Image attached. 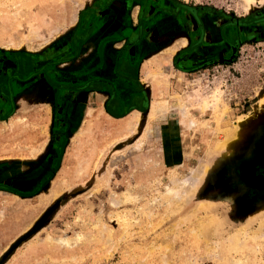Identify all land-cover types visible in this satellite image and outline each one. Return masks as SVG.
Here are the masks:
<instances>
[{
    "label": "rangeland",
    "instance_id": "obj_1",
    "mask_svg": "<svg viewBox=\"0 0 264 264\" xmlns=\"http://www.w3.org/2000/svg\"><path fill=\"white\" fill-rule=\"evenodd\" d=\"M143 1L0 0V84L21 61L55 66L63 46L84 39L91 14L113 3L116 15L134 16ZM178 2L224 16L231 30L264 8V0ZM3 65L11 66L7 75ZM191 70L153 93L145 85L149 117L98 116L92 131L88 122L61 144L58 163L45 165L28 196L0 183V264H264V184L250 175L264 166L255 163L264 157L256 140L264 129V43ZM9 114L0 122L1 170L44 160L47 126L16 125ZM25 204L33 211L18 220Z\"/></svg>",
    "mask_w": 264,
    "mask_h": 264
},
{
    "label": "crops",
    "instance_id": "obj_2",
    "mask_svg": "<svg viewBox=\"0 0 264 264\" xmlns=\"http://www.w3.org/2000/svg\"><path fill=\"white\" fill-rule=\"evenodd\" d=\"M184 6L186 4L178 0H144L142 6H137L134 16L126 13L113 16L109 11L103 12L102 18L89 16V27H92L80 30L84 39L77 45L68 42L63 46L56 53L58 62L55 66H47L48 61H44L47 59L19 63L16 71L20 78H25L31 71L41 73L29 79V86L17 82L14 88L17 92L14 98L16 108L10 118L17 119L16 125L21 120L26 121V126L33 121L45 124L48 135L55 132L57 137H62L56 141L65 143L70 137L81 136L88 122V131H92V126L97 123L94 118L98 116L111 122L124 120L134 112L149 117L151 90L145 85H151L153 93L155 86L171 84L172 75L187 74L194 68L179 66L181 61L186 63L190 57L198 55L197 51L188 53L189 37L184 34L176 37L173 28H169L179 24L181 17L178 15ZM137 25L140 32L136 31ZM216 29V34L211 32L214 30L205 34L206 42L210 37L218 40ZM134 39H137L135 44L125 46L126 42ZM208 55L219 56L218 53L206 52L202 58ZM167 56L168 61L160 59ZM162 112L163 109L159 111ZM166 115L165 112L160 117ZM256 140L264 142V129ZM54 141L49 138V144ZM172 145L166 142L165 147L174 148ZM58 159L53 164L58 163ZM43 162L37 157L35 160L30 158L20 162L21 170H17V160L4 163L6 168H0V183L18 188L16 182L19 181L28 187L32 185L34 166ZM11 187H7L5 192H13ZM25 194L28 196L29 193ZM32 211L33 205L25 204L23 212L21 210L16 216L21 220Z\"/></svg>",
    "mask_w": 264,
    "mask_h": 264
},
{
    "label": "flooded vegetation",
    "instance_id": "obj_3",
    "mask_svg": "<svg viewBox=\"0 0 264 264\" xmlns=\"http://www.w3.org/2000/svg\"><path fill=\"white\" fill-rule=\"evenodd\" d=\"M184 7L181 8L182 13L178 15V17H181L180 18L181 21H179V24L177 26L170 25L169 28H173L172 31L175 33L176 37L177 35H181V34L188 36L189 37V42L187 45L188 53L191 54V52L193 53L197 51L198 55L194 57H190V59H188L186 63L181 61L179 63V66H182V67L188 66L190 68L191 67L197 68V66L205 67L213 63H217V64H219L220 62L223 63L232 54H237L241 50V48L247 43H256V44L264 43V8L252 13V15H250V18H248L247 23L244 21L236 22L235 20L234 26H233L234 30L233 29L231 30V29H228L230 28V25L225 23L224 16L220 17V15H217L216 13H208L203 10L200 11V9L195 10L194 8L188 7L187 5ZM105 11L111 12L113 16L116 15V8L113 6V3H111L106 8ZM101 14H103V12L93 13L90 15V17L101 16ZM103 16H101V18ZM216 24L218 25V27L216 26ZM216 28H218V34H217L218 40H216V38H214L213 40L211 39L213 37H210L209 42H206L205 34L206 33L208 34L211 30H214L211 32L216 34V30H217ZM139 29H140V26L138 28V25H137L136 31L140 32ZM136 42H137V39H134L133 41L126 42L125 46L133 45ZM206 52H213V54L218 53L219 56L213 57V56L208 55L202 58V55ZM225 54H229L227 58ZM207 57L208 59H206ZM2 67L4 69L2 74L6 72V75H7V72L9 69L8 67H11V66L3 65ZM40 73L36 72L35 74L32 73L33 76L31 77L25 76V78L24 77L20 78V75L17 71L12 76L10 77L8 76V80L5 81L6 82L5 86L7 87L6 90L4 89L2 90V87L5 88V86L0 84V121L9 112L10 114H12L15 111L16 104L14 102V98L17 92L15 93L14 88L17 87L16 85L17 82L19 81V83L23 85L28 84L29 86L31 84L30 82H28L29 79H33ZM17 77L19 78V80ZM0 83H3V82H0ZM19 94L20 93L18 92V95ZM3 99L8 101V106H5V104H2ZM2 107L4 108L5 112L7 110L9 112L5 113L4 110H2ZM51 138L55 141L50 143L48 155L44 158V162L40 164L42 165V167H40L38 170H33L34 175H33L32 182L34 180H41L42 176L40 175L42 174V172H46L45 165H47L48 163H53L54 160L57 159V155L59 153V149L61 148L62 143L61 141L59 142L58 140L56 141V139L57 138L59 139L62 137L60 135L59 137H57L55 132H53ZM258 146H259V153L260 151H264V142H259ZM262 153L260 154L261 157H258L255 160V163L258 165H264V157H262ZM16 183H18L16 185L18 186L19 189L17 187L16 188L14 187L15 190H22V191H25L24 193H29L31 189L30 187L31 185H29L28 187H25V184L23 182L20 183L19 181H17ZM6 187H11V186L8 185ZM14 188L11 187V189H14Z\"/></svg>",
    "mask_w": 264,
    "mask_h": 264
},
{
    "label": "trees",
    "instance_id": "obj_4",
    "mask_svg": "<svg viewBox=\"0 0 264 264\" xmlns=\"http://www.w3.org/2000/svg\"><path fill=\"white\" fill-rule=\"evenodd\" d=\"M250 175H254L253 177L259 180V184H264V166L255 168L253 171H251Z\"/></svg>",
    "mask_w": 264,
    "mask_h": 264
},
{
    "label": "bare ground",
    "instance_id": "obj_5",
    "mask_svg": "<svg viewBox=\"0 0 264 264\" xmlns=\"http://www.w3.org/2000/svg\"><path fill=\"white\" fill-rule=\"evenodd\" d=\"M263 102H264V99H262V100H260V105H263ZM178 105V104H177ZM179 106V105H178ZM171 109H173V108H171ZM180 109V108H179Z\"/></svg>",
    "mask_w": 264,
    "mask_h": 264
}]
</instances>
